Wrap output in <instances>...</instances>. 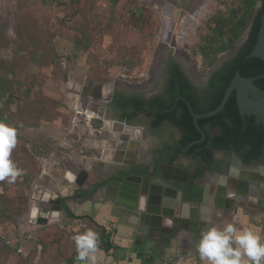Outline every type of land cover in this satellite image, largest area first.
<instances>
[{
  "label": "rangeland",
  "instance_id": "374dc122",
  "mask_svg": "<svg viewBox=\"0 0 264 264\" xmlns=\"http://www.w3.org/2000/svg\"><path fill=\"white\" fill-rule=\"evenodd\" d=\"M167 1L183 10L191 0H0V122L17 129V144L12 152L30 150L37 156L54 153L57 155L54 168H58L60 175L63 162L69 164L68 158V162L62 160L61 157H66L63 155L88 161L97 159L90 164L91 182H95V169L110 170L109 151L104 161L100 149H91L88 142L89 146H84L86 117L76 115L66 95L75 84L85 87L97 84L106 101L110 91L106 87L117 80L124 82L116 89L120 93L147 84L146 73L154 66L162 40L163 25L158 10ZM256 5L257 0H210L209 11L183 43L190 58L200 62L198 75L204 76L221 55L235 46L250 26L255 10L260 8ZM82 97L87 98L85 102L91 101V107H100L95 97H76L73 93L74 105H79ZM75 117L78 127L73 129L71 122ZM101 119L93 118L92 128H104ZM119 130L113 124L103 137L110 138L113 145L128 142L131 147L137 143L149 147L146 139V142L138 140L141 131L137 130L138 136L127 128L128 132L121 137ZM88 135L92 137L93 132ZM127 155L136 159L133 152ZM86 165L89 169V164ZM56 179L61 180V176ZM50 182L47 177L44 186L49 187ZM235 204L219 216L218 227L234 223L239 229L251 228L264 237L263 216L255 201L237 200ZM126 209L137 215L135 210ZM234 215L243 217L246 223L229 221ZM160 235H156L158 242ZM165 237L186 242L175 229Z\"/></svg>",
  "mask_w": 264,
  "mask_h": 264
},
{
  "label": "crops",
  "instance_id": "0c3cea01",
  "mask_svg": "<svg viewBox=\"0 0 264 264\" xmlns=\"http://www.w3.org/2000/svg\"><path fill=\"white\" fill-rule=\"evenodd\" d=\"M96 85H91L92 90L90 93L93 97L98 96V98L95 97L99 100L98 103H104L105 106L106 101L104 102L103 100V92L98 90ZM69 86V89H71V85ZM76 86H79L81 93L90 88V84L87 87L75 84L74 88L70 90L69 96L73 93L76 97L77 95L82 96L81 93L75 92ZM67 95L66 100L69 107L73 108L75 106L74 102L70 98L74 106L69 103ZM89 120L87 123L85 121V126H83V131H87L86 139H83L85 141L84 146L87 148L90 145L91 149H100L103 153V158L101 157L103 160L107 151L112 154V159L109 157L110 160L107 161L110 170H108V167H105L102 171L95 169V182H89L82 187H78L74 184H68L65 181V175L67 171L76 177L82 171L89 172L91 169L90 164L93 161H98L97 159L88 161L84 157L75 156L73 158V156L63 155L66 157H61L62 160L67 161L69 159V162L67 161L69 164L65 161L63 162L64 170L60 175L57 172L58 168H54L57 164V155L55 156L54 153L49 156H37L30 150H22L17 153L11 152L10 159L15 162L20 170V175L11 184L7 180L0 181V264H90V261L77 260V247L73 239L74 236L82 234L89 229L98 236V248L95 253L96 264H206L205 261L200 259L196 248L202 231L185 232L183 230L182 236L184 237L180 236L179 238H186V245L182 241L176 242L174 239L165 237L172 231H153L146 228L142 215H138V213L135 215L129 212L126 206L113 201L108 196L114 191L113 188L108 194L107 186L101 187L110 182L115 168L135 164L145 156L149 147L144 143H137L138 140L145 141L146 139L149 145L151 140L145 137L143 133L140 139L132 140V142L140 146L143 144V147H145L143 157L133 160V158H128L127 155V153L132 152L130 151V143L122 142L121 144L124 143V145L121 147V144L119 146L118 144L113 145L114 142L110 138L103 137L105 123L104 128L99 130L92 128L93 119ZM110 120L119 127L130 128L134 131H140L141 128L145 130L140 125V128H136L135 124H127L111 118ZM72 125L73 123L71 122ZM72 127L75 129L78 126ZM88 132H93V136L90 137ZM20 139V142L24 144V138L21 137ZM102 145L106 147L103 148ZM125 146L126 148H124ZM111 148L113 149L112 153ZM119 154L121 156H118ZM115 156H117V160ZM36 160H38L39 166ZM86 164H89V169ZM202 171L195 181V186L200 189V195L197 197L199 200L197 199L196 207L191 209L193 215L194 211L200 215L198 206L204 189L202 184L206 183L202 180L204 178ZM60 176L61 180H57L56 177ZM47 177L51 180L49 187L44 186ZM89 178L92 179L91 176ZM45 189L55 192V196L50 199L51 205L50 203L44 205V207L50 208L52 213L49 215L48 223L31 224L29 217L31 203L34 202L35 198L43 196L42 191ZM210 193V196L213 197L208 200L212 203L209 201L208 204L213 208V212L209 214L212 216L209 227H218L219 216L225 214L226 210L232 204H235L240 197L236 195L232 197L229 194L225 203L221 207L215 208L216 186L213 185ZM57 198L63 203L61 208L55 203ZM184 200L189 201L186 196ZM255 206L261 212L264 221V211L260 210L256 200ZM231 217L229 221L242 222L243 225L246 223L245 219L243 217L240 218L239 215ZM159 234H161V241L158 242L156 235ZM18 250H21V253H18Z\"/></svg>",
  "mask_w": 264,
  "mask_h": 264
},
{
  "label": "water",
  "instance_id": "95a60500",
  "mask_svg": "<svg viewBox=\"0 0 264 264\" xmlns=\"http://www.w3.org/2000/svg\"><path fill=\"white\" fill-rule=\"evenodd\" d=\"M257 11L258 9L255 10L250 26L242 33L235 46L219 57L216 64L210 68L205 77L212 75V73L216 72L227 59L236 55L248 38ZM171 50L174 54H178L176 50L172 48ZM250 57L258 58L264 64V14L261 16V26L257 43ZM260 78H264V70L262 75L255 78H244L237 73L226 88L219 106L207 113L195 114L189 103L185 101L193 118V123L199 131L201 138L190 143L186 148H182V152L186 153L193 145L200 144L205 139V133L199 128L197 121L200 119H208L220 113L233 93L235 94L239 112L242 115L260 116L264 125V92L259 94L256 87L253 85V82ZM96 86L97 88L100 87L98 85ZM144 89L145 84L136 85L129 87L127 93L136 94ZM91 90V85L90 88H87L82 93L80 92L79 86L75 88V92L81 93L83 96H92L90 93ZM95 97L98 98V96ZM134 126L140 128L139 125ZM172 129L174 132L177 131V127L173 124ZM140 131L147 137V134L142 128ZM211 160L214 164L212 170L206 173L202 179L206 183L202 184L204 189L200 196V203L198 206L200 215L196 214L195 211L193 215L191 210L196 207L198 198L185 201V193L183 190L175 187V183H178L174 176L183 174L185 177H188L191 175L187 167H175L163 164L152 176L148 175V173L139 171L135 164H132V166L129 165L133 167L130 169L127 167H117L111 177L118 175L119 178L101 187L107 186L108 194L111 188H113L114 191L108 196H110L113 201L135 210L138 215H142L146 228L153 231H173L175 229L178 230L180 236H182L183 230L185 232H197L198 230L204 231L209 227V224L205 222L203 217L213 212V208L208 204L213 185L216 186V196L214 200L215 208L221 207L225 203L227 195L231 194L232 197L235 195L238 197L247 196L256 200L260 210L264 211V155L254 163L247 165L243 163L241 155L236 152L216 150L213 152ZM201 163L202 162H200V164ZM230 167H234L238 170V178H236L235 173L229 175ZM202 170L203 166L199 165L193 178L197 180ZM209 176L210 178H208ZM89 177V172L87 171L80 172L78 177L67 171L65 181L68 184L82 187L84 184L91 182ZM42 192L44 195L35 198L34 202L31 203L29 216L31 224L48 223L49 215L52 213V210L48 207H44V205H48L49 203L51 205L50 199L52 196H55V192L49 189H45ZM56 200L55 203L61 208L63 205L62 201L59 198ZM210 203L212 202L210 201Z\"/></svg>",
  "mask_w": 264,
  "mask_h": 264
},
{
  "label": "trees",
  "instance_id": "16d2710c",
  "mask_svg": "<svg viewBox=\"0 0 264 264\" xmlns=\"http://www.w3.org/2000/svg\"><path fill=\"white\" fill-rule=\"evenodd\" d=\"M264 14V0L258 9L251 26L248 38L241 46L236 57L224 68L211 76L210 88L211 96L203 105L198 106L190 90V85L186 78L177 73L170 84L169 93H174V84L178 86L180 96L187 99L195 114H203L216 109L234 76L239 73L244 78H255L262 75L264 70L263 62L258 58L250 57L257 43L258 33L261 26V16ZM259 94L264 92V78L253 82ZM174 96L170 101L156 99L151 102H144L140 99H130L121 104V107L128 110L123 115L122 120H132L137 112L145 111L152 119V127L157 128L163 121L174 124L182 135L180 146L185 148L190 143L201 138L196 129L193 118L187 105L181 101H175ZM169 110V112H165ZM199 128L205 133V139L197 145H193L188 153L200 162L209 164L212 153L215 150L233 151L240 154L244 163L250 164L259 159L264 151V125L262 119H257L256 115H242L236 104L233 93L223 110L217 115L208 119L197 121ZM180 148L172 150L168 157L170 163L180 153ZM191 195L186 194L188 200H192L200 195V189L193 182L190 184Z\"/></svg>",
  "mask_w": 264,
  "mask_h": 264
},
{
  "label": "flooded vegetation",
  "instance_id": "af4514ba",
  "mask_svg": "<svg viewBox=\"0 0 264 264\" xmlns=\"http://www.w3.org/2000/svg\"><path fill=\"white\" fill-rule=\"evenodd\" d=\"M172 49L176 50L175 48H172ZM235 57L236 55L227 59L216 72L224 68V66H226L229 62H231V60ZM208 71L204 73L205 74L204 76L198 75L201 73H199L198 70L192 71L186 59L179 53L174 54L170 48L163 55L161 62L157 68L156 74H154V77L152 80L148 81V83L145 84V89L143 91L138 92L136 94H128L127 88L124 90L123 93H120L119 90H116L118 87H111L109 88L110 91L108 95L105 97V100H106L105 106H104V103L102 104L97 103L101 108L107 107L106 109L105 108L104 109L108 113L109 118L115 119L119 122H125L127 124L140 125L145 129L144 131L147 134V138L151 140L147 153L146 154L144 153L145 147H143L144 146L143 144L141 145L140 150L138 149V147L136 149H133V151L131 150L134 153L135 158L140 159L145 154V156L139 162L135 163V166L138 167L137 169H139V171L148 173V175L152 176L156 173L157 169H159L160 166L163 164L168 165V166H175V167H178V166L187 167V169H189V172L191 173V175H189L188 177H185V175L183 174L174 176V178L177 180V183H178V184L175 183V187L180 190H183V192L185 193V196L186 194L191 195L190 194L191 193L190 184L191 182H193V184L195 185L196 178H193V175L195 174L197 167L199 165L203 166L202 176L204 177L205 174L210 172L209 170L212 169L214 165L213 161L211 160L209 164H207L206 162H202L200 164V161L196 160L193 155L188 153V151L186 153H183L182 152L183 147L180 146L182 135L179 132L178 128H177V131L174 132L172 129V123L168 121H163L157 128L154 129L152 127V119L151 117H149V115L145 111L137 112L135 117L130 121L122 120L123 115L128 113V110L130 108L125 110L121 107V104L126 101H129L130 99H140L144 102H151L156 99H161L162 101H170L174 96H176L175 98L176 103L177 101H181L185 103L187 99L180 96L178 86L176 83L174 84V93L173 94L169 93L170 84L173 80V77L177 76L178 75L177 73L179 72L186 78L187 82L189 83L190 90L192 92L193 97L195 98L197 105L203 106L209 100L211 96L212 89L210 88V79H211V76L216 73L214 72L209 77H205ZM165 112H169V110ZM260 118H261L260 116H257L258 120H260ZM112 123L114 124V126L120 129L119 131L128 132L126 127H119L114 122ZM135 134L140 136V134L137 131L135 132ZM177 148H180L181 150L180 153L174 160H172L169 163L167 160L170 155V152ZM263 155H264V151H263L262 156ZM131 166L128 165L126 167L129 169L133 168ZM118 178L119 176L115 175V177H111L110 182ZM239 200L247 201V200H254V199L247 197V196L245 197L241 196Z\"/></svg>",
  "mask_w": 264,
  "mask_h": 264
},
{
  "label": "clouds",
  "instance_id": "9594fccd",
  "mask_svg": "<svg viewBox=\"0 0 264 264\" xmlns=\"http://www.w3.org/2000/svg\"><path fill=\"white\" fill-rule=\"evenodd\" d=\"M256 6H261V0H257ZM16 144V127L0 122V181L7 180L10 184L20 175V170L10 159ZM234 173L238 178V170L230 167L229 175ZM203 219L211 224L212 216L207 215ZM73 239L77 247V260L96 264L97 234L89 229ZM196 248L200 259L206 264H264V237L251 228L239 229L234 223L222 228L208 227L201 232Z\"/></svg>",
  "mask_w": 264,
  "mask_h": 264
},
{
  "label": "bare ground",
  "instance_id": "6f19581e",
  "mask_svg": "<svg viewBox=\"0 0 264 264\" xmlns=\"http://www.w3.org/2000/svg\"><path fill=\"white\" fill-rule=\"evenodd\" d=\"M209 2L210 0H191L183 10L176 9L172 4H169L168 2L166 6L158 10L160 13V20L163 25L162 40L159 44L157 53L154 58V66L146 73L148 81L153 79L163 55L170 48H175L176 51L186 59L192 71H196L200 67V62L190 59L188 53L183 50V43L186 37H191L194 34L195 25H197L209 11ZM123 83L124 82L122 80H117L116 82L109 84L106 88L119 87L120 85H123ZM67 98L69 103H71V96H69V94L67 95ZM84 99L86 98H81L79 105H75L76 107L74 106V108L76 109V114L79 116H85L86 121H88L89 119L92 120L93 118H102V120L105 122V131H103V134L109 132L113 124L105 109L103 110L101 107V109L93 108L90 105L91 101L88 100L87 102H85ZM95 116H97V118H95ZM124 134V132H118V135L121 137ZM137 145L138 144H133L132 147L130 146L131 150L133 151V149H136L137 147L140 150L141 146ZM102 147L105 148L104 145H102Z\"/></svg>",
  "mask_w": 264,
  "mask_h": 264
},
{
  "label": "built area",
  "instance_id": "2783aa9c",
  "mask_svg": "<svg viewBox=\"0 0 264 264\" xmlns=\"http://www.w3.org/2000/svg\"><path fill=\"white\" fill-rule=\"evenodd\" d=\"M80 100H81V99H80ZM73 106H74V105H73ZM73 106H72V107H73ZM75 107H76V106H75ZM75 111H76V109H75ZM76 115H77V114H76ZM77 116H79V115H77ZM80 116H81V115H80ZM72 123H73L72 126H76V125H77V118H76V117L74 118V120H73ZM17 252H18V253H21V250H18Z\"/></svg>",
  "mask_w": 264,
  "mask_h": 264
}]
</instances>
